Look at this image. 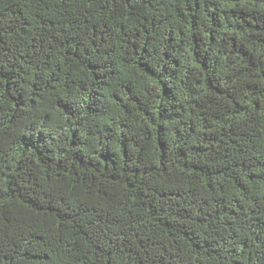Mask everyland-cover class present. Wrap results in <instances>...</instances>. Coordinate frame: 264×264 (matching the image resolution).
<instances>
[{
  "label": "trees",
  "instance_id": "16d2710c",
  "mask_svg": "<svg viewBox=\"0 0 264 264\" xmlns=\"http://www.w3.org/2000/svg\"><path fill=\"white\" fill-rule=\"evenodd\" d=\"M0 264H264V0H0Z\"/></svg>",
  "mask_w": 264,
  "mask_h": 264
}]
</instances>
